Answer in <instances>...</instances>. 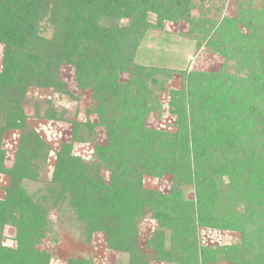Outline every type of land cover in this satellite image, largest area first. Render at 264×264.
Masks as SVG:
<instances>
[{
	"label": "trees",
	"instance_id": "obj_1",
	"mask_svg": "<svg viewBox=\"0 0 264 264\" xmlns=\"http://www.w3.org/2000/svg\"><path fill=\"white\" fill-rule=\"evenodd\" d=\"M205 1L0 0V174L9 179L0 264H50L43 242L54 207L82 226L86 241L103 234L126 264H264V0H231L235 15L221 21V7ZM166 22L186 24L182 38L223 59L216 72H181V90L170 91L175 130L167 133L146 127L155 106L144 86L156 85L161 70L134 61L144 33ZM30 89L75 101L89 94L87 114L97 121L45 102L36 118L70 126L69 141L51 146L28 124ZM9 131L19 135L5 168ZM85 146L86 159L76 153ZM48 161L45 194L28 193L26 183L40 182ZM164 175L172 176L169 193L143 187L145 176ZM147 219L153 229L141 248ZM5 228L13 229L12 246ZM209 231L239 241H205Z\"/></svg>",
	"mask_w": 264,
	"mask_h": 264
},
{
	"label": "rangeland",
	"instance_id": "obj_2",
	"mask_svg": "<svg viewBox=\"0 0 264 264\" xmlns=\"http://www.w3.org/2000/svg\"><path fill=\"white\" fill-rule=\"evenodd\" d=\"M210 3L221 7L219 21L223 18L229 19L235 15L234 2L231 0H208L203 2L204 7H208ZM258 6L259 1L254 4L253 9ZM193 15L196 16L197 13L193 12ZM150 18V20H154L151 15ZM186 31V24L166 22L164 30H147L139 41L134 59L135 63L140 66L161 70L153 75L157 82L156 85L150 84L149 81L144 86L149 100L155 106L146 121V127L149 129L165 133L175 130L174 116L169 112L170 91L181 90L183 83L181 72L189 73L194 70L216 72L223 63V59L210 50L204 48L196 50L193 41L182 38L180 34ZM2 61V48L0 46V69ZM229 66H231V63H229ZM62 73L65 80L70 83V89L73 90L72 72L64 68ZM126 80L127 76L125 75L122 77V81L125 82ZM90 98L89 94H80L78 101H75L74 99L55 95L48 90L30 89L28 91V100L25 103L28 124L38 133L42 140L51 146H57L60 142H68L70 139L69 125H59L52 121L36 118L34 116L35 110L41 116L43 108L45 109V102L52 101L53 105L66 107L72 109V111L76 110V119L80 122L85 123L87 120L96 122L94 114H87V110H89L92 103ZM18 135V131H9L4 135L2 146L6 152L4 157L5 168H11L13 164ZM98 139L102 142L101 135H99ZM89 152L87 146L76 149V153L85 159L89 157ZM50 164V161L44 164L42 172H40V182L26 183L28 193L40 195L45 191L47 181L50 179ZM171 182V175H164L161 178L145 176L142 185L147 190L169 193ZM8 185V177L0 174V199L3 198ZM186 195L190 196L192 194L187 191ZM65 215H60V210L55 207L49 211L50 235L48 236L49 240H45L43 244L52 256L50 264H66L70 258H83L91 261L92 264H126L127 255L108 249L103 234L97 233L90 241H86L82 234V226L79 223H74V221L70 222ZM152 227L153 225L149 222V219L145 220L141 225L138 239L139 247L142 248L144 240L152 233ZM12 230V228H5L3 232V242L11 246L13 245L12 241H10L13 236ZM203 238L205 241H211V243L219 245H233L239 241V234L209 231L203 232Z\"/></svg>",
	"mask_w": 264,
	"mask_h": 264
}]
</instances>
